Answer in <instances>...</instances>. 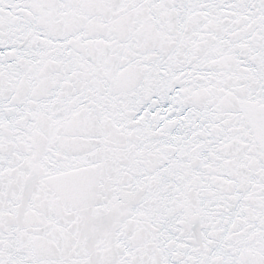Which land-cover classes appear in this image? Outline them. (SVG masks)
I'll list each match as a JSON object with an SVG mask.
<instances>
[{
  "label": "snow or ice",
  "instance_id": "snow-or-ice-1",
  "mask_svg": "<svg viewBox=\"0 0 264 264\" xmlns=\"http://www.w3.org/2000/svg\"><path fill=\"white\" fill-rule=\"evenodd\" d=\"M0 264H264V0H0Z\"/></svg>",
  "mask_w": 264,
  "mask_h": 264
}]
</instances>
